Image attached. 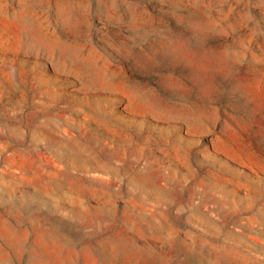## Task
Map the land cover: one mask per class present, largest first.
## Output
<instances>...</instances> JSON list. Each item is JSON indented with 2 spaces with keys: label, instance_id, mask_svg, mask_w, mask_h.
Returning a JSON list of instances; mask_svg holds the SVG:
<instances>
[{
  "label": "rangeland",
  "instance_id": "374dc122",
  "mask_svg": "<svg viewBox=\"0 0 264 264\" xmlns=\"http://www.w3.org/2000/svg\"><path fill=\"white\" fill-rule=\"evenodd\" d=\"M0 264H264V0H0Z\"/></svg>",
  "mask_w": 264,
  "mask_h": 264
}]
</instances>
